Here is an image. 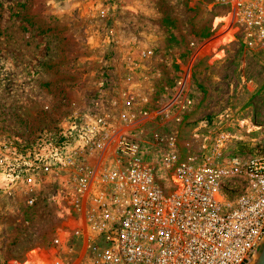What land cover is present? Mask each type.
<instances>
[{
    "label": "rangeland",
    "instance_id": "obj_1",
    "mask_svg": "<svg viewBox=\"0 0 264 264\" xmlns=\"http://www.w3.org/2000/svg\"><path fill=\"white\" fill-rule=\"evenodd\" d=\"M226 14L216 0H0V160L19 158L20 175L10 185L0 164V264L45 246L64 224L62 187L43 168L75 146V114L117 117L124 91L139 86L148 98L137 100L138 116L193 101L179 125L140 117L147 141L175 130L187 152L198 149L194 133L220 127L244 140L236 153L264 144V45L240 32L226 40Z\"/></svg>",
    "mask_w": 264,
    "mask_h": 264
},
{
    "label": "built area",
    "instance_id": "obj_2",
    "mask_svg": "<svg viewBox=\"0 0 264 264\" xmlns=\"http://www.w3.org/2000/svg\"><path fill=\"white\" fill-rule=\"evenodd\" d=\"M216 1L227 9L226 40L240 32L244 42L264 45V0ZM138 88L122 92L117 117L75 114V146L57 150L43 168L62 187L64 224L45 246L5 264L252 263L264 242V144L236 153L244 140L220 127L214 136L194 133L198 149L187 152L175 130L155 129L147 141L140 117L179 125L193 101L138 116L137 100L148 102ZM60 134L63 145L68 137ZM0 164L14 186L19 158Z\"/></svg>",
    "mask_w": 264,
    "mask_h": 264
},
{
    "label": "water",
    "instance_id": "obj_3",
    "mask_svg": "<svg viewBox=\"0 0 264 264\" xmlns=\"http://www.w3.org/2000/svg\"><path fill=\"white\" fill-rule=\"evenodd\" d=\"M251 264H264V242Z\"/></svg>",
    "mask_w": 264,
    "mask_h": 264
},
{
    "label": "trees",
    "instance_id": "obj_4",
    "mask_svg": "<svg viewBox=\"0 0 264 264\" xmlns=\"http://www.w3.org/2000/svg\"><path fill=\"white\" fill-rule=\"evenodd\" d=\"M252 151H253V149H252Z\"/></svg>",
    "mask_w": 264,
    "mask_h": 264
}]
</instances>
